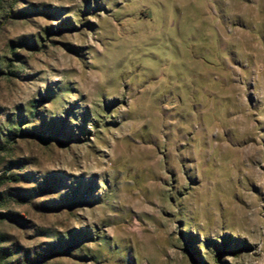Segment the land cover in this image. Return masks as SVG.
Wrapping results in <instances>:
<instances>
[{
  "label": "rangeland",
  "instance_id": "374dc122",
  "mask_svg": "<svg viewBox=\"0 0 264 264\" xmlns=\"http://www.w3.org/2000/svg\"><path fill=\"white\" fill-rule=\"evenodd\" d=\"M14 133L8 262L264 264V0H0Z\"/></svg>",
  "mask_w": 264,
  "mask_h": 264
},
{
  "label": "trees",
  "instance_id": "16d2710c",
  "mask_svg": "<svg viewBox=\"0 0 264 264\" xmlns=\"http://www.w3.org/2000/svg\"><path fill=\"white\" fill-rule=\"evenodd\" d=\"M39 104L40 101H34L31 109H30V116L35 117L39 113ZM17 131L19 132V135H24L23 129L16 128ZM18 136L17 133L14 134H8L7 141L5 143L0 141V154L2 152L7 151L8 146L10 143L15 142L16 137ZM32 136L36 137L38 140L45 144H50V142L54 139L56 141H59L58 137L56 136H49V137H44L39 132H35ZM4 174V173H3ZM0 176V183L3 181H18V178L13 175H4ZM15 254V251L11 248H4L1 247L0 245V264H45L49 259L55 257L58 255V252L56 251H44V252H36L34 255H26L24 258H17L13 262H8V258L13 256ZM202 264V263H201Z\"/></svg>",
  "mask_w": 264,
  "mask_h": 264
},
{
  "label": "built area",
  "instance_id": "2783aa9c",
  "mask_svg": "<svg viewBox=\"0 0 264 264\" xmlns=\"http://www.w3.org/2000/svg\"><path fill=\"white\" fill-rule=\"evenodd\" d=\"M3 169H2V167L0 166V176L3 174Z\"/></svg>",
  "mask_w": 264,
  "mask_h": 264
}]
</instances>
